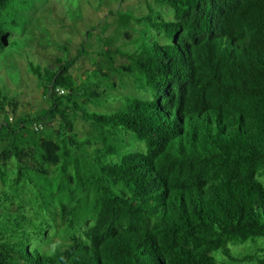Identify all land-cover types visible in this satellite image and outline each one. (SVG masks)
<instances>
[{
    "label": "trees",
    "instance_id": "1",
    "mask_svg": "<svg viewBox=\"0 0 264 264\" xmlns=\"http://www.w3.org/2000/svg\"><path fill=\"white\" fill-rule=\"evenodd\" d=\"M35 1L0 0V50ZM156 2L172 19L118 14L146 30L80 82L84 46L56 71L29 63L44 115L17 117L0 91V264H264V0ZM125 76L141 95L109 111ZM70 114L100 138H78ZM46 121L59 128L32 129Z\"/></svg>",
    "mask_w": 264,
    "mask_h": 264
},
{
    "label": "rangeland",
    "instance_id": "2",
    "mask_svg": "<svg viewBox=\"0 0 264 264\" xmlns=\"http://www.w3.org/2000/svg\"><path fill=\"white\" fill-rule=\"evenodd\" d=\"M151 10L161 13L167 20L173 17L171 11L162 7L156 0H36L32 2L30 8L22 11L24 21L19 22L10 33L8 37L10 45L0 50V91L18 104L17 117L44 115L51 104L45 97L44 86L29 72V63L56 71L59 68V60L65 62L77 57L84 46L85 54L78 58L71 70L78 80L84 79L97 67L95 62L99 65L104 62L103 51L109 43L112 44V52L120 49L131 53L136 47L135 40L146 30L144 25H138L134 21L126 29L119 28L118 14L131 13L134 17L140 18L147 16ZM123 64H127L126 60L117 55L115 67ZM114 81L117 87L110 91L111 101L105 104L109 111L120 108L119 98L141 95L135 89L133 79L128 76L123 77V80L116 77ZM100 111H103V108ZM5 116L6 114L0 113V124ZM69 120L74 125L73 133L78 135V138L83 139L88 134L100 138V134L91 123L83 121L74 114H70ZM58 125L59 121L44 122V136L56 131ZM128 140L130 141V138ZM2 148L3 144L0 143V152ZM13 166L14 163L11 161L8 169H12ZM53 177L50 180L54 183ZM10 178H12L11 174ZM261 181L264 183V177ZM9 185L10 183L5 190L10 192ZM21 196L22 200L13 199L14 211H18L21 201L24 204L28 202L27 189ZM59 239V237L55 239L54 245ZM54 245L41 248L50 254ZM258 245H264V239H260ZM255 248L256 245L248 243L233 247L232 250L236 256H242L253 252ZM216 255L219 260L226 261L219 253Z\"/></svg>",
    "mask_w": 264,
    "mask_h": 264
},
{
    "label": "built area",
    "instance_id": "3",
    "mask_svg": "<svg viewBox=\"0 0 264 264\" xmlns=\"http://www.w3.org/2000/svg\"><path fill=\"white\" fill-rule=\"evenodd\" d=\"M32 129H34L36 132H40V131H42L44 128H43V125H41V124H36V125L33 126Z\"/></svg>",
    "mask_w": 264,
    "mask_h": 264
}]
</instances>
